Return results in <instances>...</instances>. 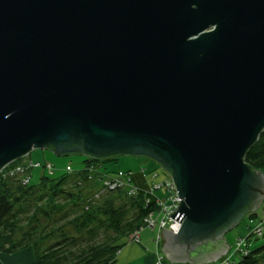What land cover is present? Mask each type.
<instances>
[{"label": "water", "instance_id": "obj_1", "mask_svg": "<svg viewBox=\"0 0 264 264\" xmlns=\"http://www.w3.org/2000/svg\"><path fill=\"white\" fill-rule=\"evenodd\" d=\"M263 130L264 0H0V174L38 149L159 165L171 264L217 263L261 207Z\"/></svg>", "mask_w": 264, "mask_h": 264}, {"label": "trees", "instance_id": "obj_2", "mask_svg": "<svg viewBox=\"0 0 264 264\" xmlns=\"http://www.w3.org/2000/svg\"><path fill=\"white\" fill-rule=\"evenodd\" d=\"M30 160L17 161L0 174V254L32 250L31 264H115L129 238L159 209L132 187L106 185V178L121 171L104 168L116 159L86 157L81 170L67 171V166L59 177L55 170L47 172L37 185L30 182L33 170L16 171ZM244 162L264 174V130ZM248 216L256 218V213ZM259 225L257 236L253 231ZM259 238L264 239V218L244 238L247 253L231 264H264V243L250 250V241Z\"/></svg>", "mask_w": 264, "mask_h": 264}, {"label": "rangeland", "instance_id": "obj_3", "mask_svg": "<svg viewBox=\"0 0 264 264\" xmlns=\"http://www.w3.org/2000/svg\"><path fill=\"white\" fill-rule=\"evenodd\" d=\"M25 159L27 160L31 159L34 162L42 163V165H45L46 163H51L55 169V176L59 177L60 175L65 173V169L67 166H70L74 170H81L85 164L86 157L80 154H74L69 157H59L48 150L38 149V150H33L31 154L28 155V158L26 157ZM142 165H148L147 167H150V169H148L149 171H153L154 169L155 170L160 169L159 165L145 158L131 157V156H120L116 158V161L107 163L104 168L110 171L121 170L123 172H129V171L135 172L140 170ZM45 174L48 173L46 172L44 167L33 169L30 179L31 185L39 184L40 179ZM154 196L156 200L163 201L164 199H169V192L164 188H161L159 190L154 191ZM167 205L168 206L170 205L169 201L167 202ZM157 216L158 215H156V217ZM263 218H264V200L261 207L256 212V218H249V216H245L236 227L232 228L225 234V239L228 245L230 246V250H232L231 253H233L236 241L238 239L246 238L249 233V229L256 226L259 220ZM149 231L150 230H145V231L143 230L141 233L146 234ZM132 241L133 240L129 238L128 243ZM263 243H264L263 238H259L257 240L252 239L250 241V250H255L259 248L260 246H262ZM238 256L239 254L233 253L230 258L237 259ZM3 258L4 259L0 261V264H31L34 261V254L32 250H25L23 252L17 253L12 256H4Z\"/></svg>", "mask_w": 264, "mask_h": 264}, {"label": "built area", "instance_id": "obj_4", "mask_svg": "<svg viewBox=\"0 0 264 264\" xmlns=\"http://www.w3.org/2000/svg\"><path fill=\"white\" fill-rule=\"evenodd\" d=\"M44 167L46 172L49 174L54 173V166L51 163H46L45 165H42V163L33 162L30 160L27 162L23 167H19L16 169L17 172H22V174L26 173L28 170H33L35 168ZM71 167H67V171H70ZM158 173H155L152 175V183L150 185V193L152 194L155 190H159L161 188H164L169 192V199H164L163 201L157 200L158 210L155 212H152L148 215V217L145 219L144 226L142 227L141 231L136 232L132 237V242H138L140 239L141 232L148 228L152 230L158 231V242L161 240V231L163 229H167L171 231L172 233H178L182 227V223L172 219V217H169L172 213H174L182 201V199L179 198L177 189L174 185V182L172 181L171 177L167 174V177L160 180L158 178ZM133 181L132 174H126V172L119 171L118 173L111 175L110 177L106 178V185L109 186L111 189H116L118 187H132L135 191H137L131 184ZM29 182V179L26 180V183ZM147 195V194H146ZM169 201L170 205H167V202ZM156 215H158L156 217ZM179 224L180 227L178 228L177 232L172 231L171 228L174 225ZM253 233L257 236H260L262 233V228L259 226L256 227V229L253 231ZM232 250L229 249L226 256L222 257L217 263L215 264H231V255L233 253L239 254V255H245L247 253L246 250V240L238 239L235 243V247L233 250V253H231ZM164 259L159 258L157 261V264H163Z\"/></svg>", "mask_w": 264, "mask_h": 264}, {"label": "crops", "instance_id": "obj_5", "mask_svg": "<svg viewBox=\"0 0 264 264\" xmlns=\"http://www.w3.org/2000/svg\"><path fill=\"white\" fill-rule=\"evenodd\" d=\"M147 166L148 165H142L141 169L135 172L129 171L133 176L132 186L136 190L147 194L150 201L157 202L154 192L152 194L150 193L152 175L158 173V178L162 180L167 177V173L161 168L149 171L148 169H150V167ZM145 230L150 231L146 234L144 233L145 235L141 233L138 242H127L125 247L120 251L115 264H157L159 258L164 259L163 264H171L161 251L163 241L161 238L160 242H158V231L148 228L144 229V231ZM4 256L0 255V261L4 259Z\"/></svg>", "mask_w": 264, "mask_h": 264}]
</instances>
